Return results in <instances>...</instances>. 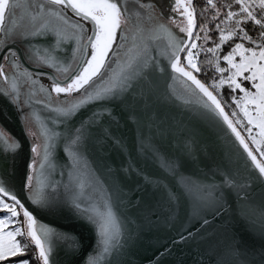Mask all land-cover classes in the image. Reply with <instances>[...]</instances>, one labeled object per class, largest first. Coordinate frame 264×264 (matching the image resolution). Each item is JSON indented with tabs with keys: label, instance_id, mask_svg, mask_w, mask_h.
<instances>
[{
	"label": "snow or ice",
	"instance_id": "1",
	"mask_svg": "<svg viewBox=\"0 0 264 264\" xmlns=\"http://www.w3.org/2000/svg\"><path fill=\"white\" fill-rule=\"evenodd\" d=\"M177 78L189 97L169 111ZM0 115L22 125L0 123V264H63L61 243L78 264H130L136 231L183 207L160 264L233 193L264 222V0H0ZM214 264H264V247L233 231Z\"/></svg>",
	"mask_w": 264,
	"mask_h": 264
},
{
	"label": "water",
	"instance_id": "2",
	"mask_svg": "<svg viewBox=\"0 0 264 264\" xmlns=\"http://www.w3.org/2000/svg\"><path fill=\"white\" fill-rule=\"evenodd\" d=\"M160 43H164L163 38H161ZM168 83L170 85L169 90L174 93L172 101H170L171 107L169 111H173V109L180 110L182 109L184 100L189 97L187 86L179 78ZM5 119H7L6 127L14 135H19L22 131V125L18 120L11 115L8 117L0 115V123H4ZM202 135L207 136V133H203ZM174 146L179 147V144H175ZM211 147L213 150L219 151L225 149L227 145L217 141ZM18 165L23 168V160H18ZM146 170L150 174L156 172V169L151 165H148ZM262 195H264V192L257 189L253 195V201L259 204ZM229 203L231 207L225 215L223 222L208 228L206 234L202 233L194 241L180 242L172 245L170 253H166L160 257V264H193L197 252L201 254L203 264H214L217 254L229 242L233 231L240 233L245 243L257 251L264 247V236L261 235L262 231H264V222L258 216L245 218L242 215V205L236 200L234 193L229 197ZM129 214L138 216L141 215V210L134 208L129 210ZM165 215L167 213L161 214L159 223L154 225L144 224V226L136 231V234L132 238L130 252L126 257L130 261V264H149V261L153 260L157 253L168 247L175 240L177 233L181 230L182 225H184L187 219V210L183 207L178 208L176 217L171 221H165L163 218ZM48 219L55 221L53 226H64L68 230H71L73 227V221L67 218L57 216L49 217ZM192 223H195V220ZM75 230L82 237L84 244L86 246L89 245L92 238L91 232L79 225H75ZM58 253L63 264H78V256H73L64 243L59 245Z\"/></svg>",
	"mask_w": 264,
	"mask_h": 264
},
{
	"label": "rangeland",
	"instance_id": "3",
	"mask_svg": "<svg viewBox=\"0 0 264 264\" xmlns=\"http://www.w3.org/2000/svg\"><path fill=\"white\" fill-rule=\"evenodd\" d=\"M193 3L195 4V0H193ZM203 5L205 3V0L204 2H202ZM201 5V7L203 6ZM197 12L199 13V8L197 9ZM198 19V18H197ZM198 23V21H197ZM199 24V23H198ZM224 51H227V49L225 48ZM202 55V54H201ZM223 63V62H222ZM227 86H225V89L223 90V98H222V102L226 104V111H229L231 113V110L232 108L235 107L234 103L231 101V99L228 97L227 95Z\"/></svg>",
	"mask_w": 264,
	"mask_h": 264
},
{
	"label": "trees",
	"instance_id": "4",
	"mask_svg": "<svg viewBox=\"0 0 264 264\" xmlns=\"http://www.w3.org/2000/svg\"><path fill=\"white\" fill-rule=\"evenodd\" d=\"M202 2H204V0H195V4L197 5V9L199 8V11H200V7H201V5H203ZM197 18H198V19H197L198 23H200V20H201L200 16L198 15ZM200 59H201V60L204 59L203 54L201 55ZM201 79H204V80L207 82V80H208V76L202 75V76H201Z\"/></svg>",
	"mask_w": 264,
	"mask_h": 264
},
{
	"label": "flooded vegetation",
	"instance_id": "5",
	"mask_svg": "<svg viewBox=\"0 0 264 264\" xmlns=\"http://www.w3.org/2000/svg\"><path fill=\"white\" fill-rule=\"evenodd\" d=\"M23 13V9H18L17 10V15H21Z\"/></svg>",
	"mask_w": 264,
	"mask_h": 264
}]
</instances>
